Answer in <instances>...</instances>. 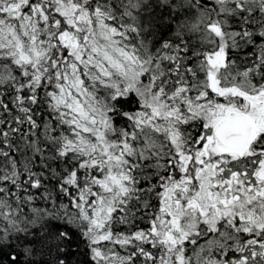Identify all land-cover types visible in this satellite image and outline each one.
<instances>
[{"label": "snow or ice", "instance_id": "6c2138e0", "mask_svg": "<svg viewBox=\"0 0 264 264\" xmlns=\"http://www.w3.org/2000/svg\"><path fill=\"white\" fill-rule=\"evenodd\" d=\"M0 264H264V0H0Z\"/></svg>", "mask_w": 264, "mask_h": 264}]
</instances>
